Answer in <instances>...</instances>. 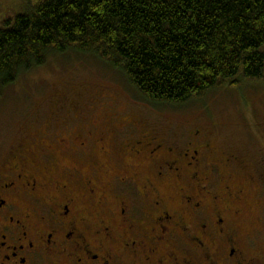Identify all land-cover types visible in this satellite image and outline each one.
Listing matches in <instances>:
<instances>
[{
    "label": "flooded vegetation",
    "instance_id": "flooded-vegetation-1",
    "mask_svg": "<svg viewBox=\"0 0 264 264\" xmlns=\"http://www.w3.org/2000/svg\"><path fill=\"white\" fill-rule=\"evenodd\" d=\"M105 113L0 158V264H264V164Z\"/></svg>",
    "mask_w": 264,
    "mask_h": 264
},
{
    "label": "trees",
    "instance_id": "trees-1",
    "mask_svg": "<svg viewBox=\"0 0 264 264\" xmlns=\"http://www.w3.org/2000/svg\"><path fill=\"white\" fill-rule=\"evenodd\" d=\"M67 52L149 103L184 105L264 76V0H36L0 22V88Z\"/></svg>",
    "mask_w": 264,
    "mask_h": 264
},
{
    "label": "rangeland",
    "instance_id": "rangeland-1",
    "mask_svg": "<svg viewBox=\"0 0 264 264\" xmlns=\"http://www.w3.org/2000/svg\"><path fill=\"white\" fill-rule=\"evenodd\" d=\"M35 2L0 0V22L29 10ZM106 110L120 119L139 120L142 131L153 124L151 129L157 131L153 134L168 142L185 140L199 128L214 142L215 158L234 155L244 171H261L264 164V76L214 89L184 105L156 104L143 100L118 70L76 52L50 55L41 66L0 88V158L46 143L62 148L59 139L76 134L78 125L83 129ZM118 130L114 144L127 136ZM251 199L246 197L247 202ZM250 215L247 230L254 224L255 213Z\"/></svg>",
    "mask_w": 264,
    "mask_h": 264
}]
</instances>
